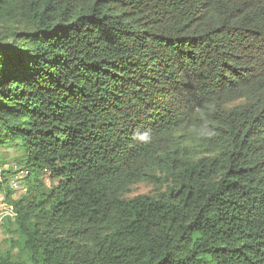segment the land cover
<instances>
[{
    "label": "trees",
    "instance_id": "obj_1",
    "mask_svg": "<svg viewBox=\"0 0 264 264\" xmlns=\"http://www.w3.org/2000/svg\"><path fill=\"white\" fill-rule=\"evenodd\" d=\"M6 145L0 264H264V0H0Z\"/></svg>",
    "mask_w": 264,
    "mask_h": 264
},
{
    "label": "rangeland",
    "instance_id": "obj_2",
    "mask_svg": "<svg viewBox=\"0 0 264 264\" xmlns=\"http://www.w3.org/2000/svg\"><path fill=\"white\" fill-rule=\"evenodd\" d=\"M22 157V151L16 148L14 145H6L0 147V169L8 170L10 168H16L18 167L17 159ZM13 175L9 176V179H11ZM48 182V181H47ZM9 186V184H8ZM11 189V188H10ZM161 190L152 185V184H139L134 186L131 189V192L128 193L125 197L127 199L134 198L139 195H156ZM7 236L4 232V229L2 230V227L0 226V249L2 251H7L8 246L6 244ZM15 254H17V250L14 251Z\"/></svg>",
    "mask_w": 264,
    "mask_h": 264
},
{
    "label": "built area",
    "instance_id": "obj_3",
    "mask_svg": "<svg viewBox=\"0 0 264 264\" xmlns=\"http://www.w3.org/2000/svg\"><path fill=\"white\" fill-rule=\"evenodd\" d=\"M14 175L9 180V186L14 193L15 198L28 193V184L26 178L29 176V170L16 167ZM5 217L15 219L14 207L7 202L5 195L0 196V226L3 227Z\"/></svg>",
    "mask_w": 264,
    "mask_h": 264
}]
</instances>
